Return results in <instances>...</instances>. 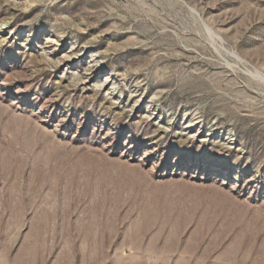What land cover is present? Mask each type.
I'll use <instances>...</instances> for the list:
<instances>
[{"label": "rangeland", "instance_id": "374dc122", "mask_svg": "<svg viewBox=\"0 0 264 264\" xmlns=\"http://www.w3.org/2000/svg\"><path fill=\"white\" fill-rule=\"evenodd\" d=\"M0 264H264V0H0Z\"/></svg>", "mask_w": 264, "mask_h": 264}]
</instances>
